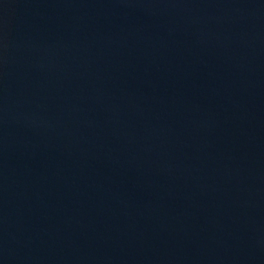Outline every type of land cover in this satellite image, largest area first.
<instances>
[{
  "label": "water",
  "instance_id": "1",
  "mask_svg": "<svg viewBox=\"0 0 264 264\" xmlns=\"http://www.w3.org/2000/svg\"><path fill=\"white\" fill-rule=\"evenodd\" d=\"M0 264H264V0H0Z\"/></svg>",
  "mask_w": 264,
  "mask_h": 264
}]
</instances>
